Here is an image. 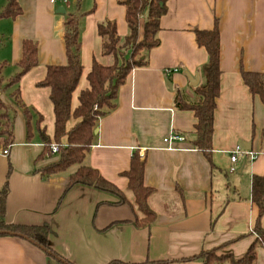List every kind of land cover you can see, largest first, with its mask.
Segmentation results:
<instances>
[{"label":"crops","instance_id":"obj_1","mask_svg":"<svg viewBox=\"0 0 264 264\" xmlns=\"http://www.w3.org/2000/svg\"><path fill=\"white\" fill-rule=\"evenodd\" d=\"M18 1L21 15L0 18V98L9 106L14 131L9 154H0V191L9 187L5 221L47 227L49 246L72 264H203L191 258L218 248L220 256L242 259L255 240L260 214L252 201L253 177L264 175V103L252 94L242 72L264 75V0H167L158 33L161 44L148 53L147 66L135 68L119 87L116 107L100 119V132L84 161L131 202L122 205L116 196L93 188L79 185L68 191L78 166L43 176V168L59 157L44 153L45 141L54 140L56 118L51 90L39 83L49 66L67 64L64 25L68 15L79 16L84 69L73 93L74 111L81 93L90 89L94 62H112L103 55L99 24L113 21L119 36L126 37V7L120 0ZM6 4L0 0V13ZM61 7L65 14L57 13ZM217 24L221 76L211 162L192 143L195 112L178 107L176 97L180 94L192 105L200 100L196 88L209 60L195 31H211ZM28 39L38 45V65L18 87L23 104L42 117L38 123L32 116L30 137L26 113L12 99L17 87L10 84L20 71ZM186 73L200 76L196 87ZM171 135L184 140L165 142ZM1 138L0 147H6ZM238 146L256 153L255 160L240 156L233 163L231 154ZM135 152L146 162L144 183L152 190L148 203L156 213L146 227L136 225L143 214L132 206L134 195L124 175ZM260 221L264 227V214ZM58 262L63 264L28 239L0 236V264ZM255 264H264V246L257 249Z\"/></svg>","mask_w":264,"mask_h":264},{"label":"trees","instance_id":"obj_2","mask_svg":"<svg viewBox=\"0 0 264 264\" xmlns=\"http://www.w3.org/2000/svg\"><path fill=\"white\" fill-rule=\"evenodd\" d=\"M120 3L126 7L129 33L124 38L120 37L117 25L113 21L99 24V35L104 41L103 55L111 58L112 62L108 66L94 62L92 71L88 75L90 89L81 93L79 106L74 111L72 110L73 93L77 89L84 69L80 58L79 16L68 15L64 25L67 64L49 66L45 80L39 85L51 90L50 98L54 105L56 118L54 140L51 141L48 138L45 141L44 153L51 154L53 144H57L60 148L59 159L54 164L43 168V176L62 173L72 166H78L77 171L70 176L68 191L79 185L93 188L116 196L119 199L117 204L122 205L131 204V202L117 186L105 179L98 170L85 166L84 161L94 144L95 131L98 129L100 119L116 107L119 87L125 84L135 68L147 66L148 53L161 44L158 33L161 29L160 20L167 12V0H120ZM21 14L22 8L19 1L7 0L5 8L0 13V18L15 19ZM142 20H144L143 29H141ZM195 34L197 44L207 50L209 60L201 69L203 83L196 88L200 100L192 105L184 102L181 95L177 94L176 103L181 109H190L195 112L198 124L196 137L192 143L212 162L214 112L216 99L220 95L221 36L218 24L211 31L197 30ZM37 65L38 45L28 39L23 42V57L18 63L20 71L10 82L11 86L17 87L12 94L13 101L26 113L29 128L28 137L31 136L32 116L38 117V123L42 121V117L23 104L18 84H20L21 78ZM242 77L252 94L259 96L264 103V75L243 71ZM75 121L79 122L68 130V124ZM0 126V137L5 138V146L9 147L14 141L13 118L10 116L9 106L1 98ZM64 138H67L66 144L62 143ZM130 164V170L124 175L128 178V188L134 195L132 206L136 208L137 212L143 214V217L137 219L136 225L139 227L150 226L156 219V213L148 203L152 190L144 183L146 162L140 157L139 152H135ZM48 168L50 170L45 172ZM252 185V201L258 206L260 214L253 231L255 240L247 254L242 259L236 260L231 255L218 256L221 250L218 248L202 252L191 259L199 260L203 264L256 263L257 249L264 246V227L260 223L264 214V175L254 176ZM8 193L9 187L6 184L0 191V236L23 237L59 259L63 264H72L67 260L60 259V256L49 246V229L47 227L12 225L5 221Z\"/></svg>","mask_w":264,"mask_h":264},{"label":"built area","instance_id":"obj_3","mask_svg":"<svg viewBox=\"0 0 264 264\" xmlns=\"http://www.w3.org/2000/svg\"><path fill=\"white\" fill-rule=\"evenodd\" d=\"M50 3L51 4H57V3H69V0H50ZM175 140H184V138L182 136H179V135H171L170 138L166 139L165 142L167 143H171ZM3 142V139L0 137V143ZM59 146L57 144H53L51 146V154L52 155H57L59 154ZM0 154H3V155H8L9 154V148L8 147H0ZM256 153L252 152V151H249V150H246L244 149L243 147H240L238 146L231 154V161L233 163L236 164V162L238 161L239 157L240 156H243V157H249L251 158V161L255 160L256 158ZM234 171V169L232 170Z\"/></svg>","mask_w":264,"mask_h":264},{"label":"water","instance_id":"obj_4","mask_svg":"<svg viewBox=\"0 0 264 264\" xmlns=\"http://www.w3.org/2000/svg\"><path fill=\"white\" fill-rule=\"evenodd\" d=\"M65 12H66V9L64 7H61V9L59 8V10L57 11V13H59V14H65ZM186 74L190 80V85L193 87H196L200 82V76L193 77L189 73H186ZM98 132H100V131L97 129L95 131V134L97 135Z\"/></svg>","mask_w":264,"mask_h":264},{"label":"rangeland","instance_id":"obj_5","mask_svg":"<svg viewBox=\"0 0 264 264\" xmlns=\"http://www.w3.org/2000/svg\"><path fill=\"white\" fill-rule=\"evenodd\" d=\"M141 29H143V24H142V28ZM141 32H143L142 30H141ZM130 54V52L128 53V55ZM52 164H54V162H52V163H50L48 166H50V165H52ZM47 166V167H48ZM50 169L48 168L47 170H45V172L46 171H49ZM218 256H220L219 254H218ZM56 264H60L59 262L58 263H56Z\"/></svg>","mask_w":264,"mask_h":264}]
</instances>
